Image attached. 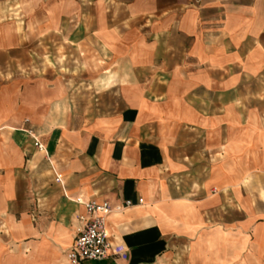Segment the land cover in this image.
Returning a JSON list of instances; mask_svg holds the SVG:
<instances>
[{"label": "crops", "instance_id": "1", "mask_svg": "<svg viewBox=\"0 0 264 264\" xmlns=\"http://www.w3.org/2000/svg\"><path fill=\"white\" fill-rule=\"evenodd\" d=\"M82 2L105 53L84 81L114 87V108L76 106L94 94L57 81L15 92L0 37V218L15 244L4 264H74L63 249L91 200L113 209L112 247L84 264H264V164L210 173L197 108L264 95V0ZM176 62L179 74L156 71Z\"/></svg>", "mask_w": 264, "mask_h": 264}, {"label": "rangeland", "instance_id": "2", "mask_svg": "<svg viewBox=\"0 0 264 264\" xmlns=\"http://www.w3.org/2000/svg\"><path fill=\"white\" fill-rule=\"evenodd\" d=\"M5 24L9 26L4 32L1 27ZM98 29L97 11L84 9L82 0H0V37L9 38L12 49L5 62L11 67L7 75L10 79L15 76L22 79L13 90L22 92L36 84L46 89L57 81L60 91L94 94L90 99L84 98V94L72 99L76 106L105 101L108 108H114L115 88L108 87V91L103 86L110 84L95 80L88 83L85 79L100 73L94 64L105 55L94 50L99 40ZM84 50L87 56L81 57L80 51ZM149 53L134 51L132 56L142 59ZM159 53L155 58L161 64ZM174 65L156 71L172 77L183 70L178 62ZM199 104L202 124L198 136L204 143L210 173L217 169L227 172L235 165L255 168L264 164V95L205 99ZM4 216L0 218V264H4L10 251L14 252L15 246L7 240L10 236ZM67 249H63L64 253ZM29 262L33 264L27 259Z\"/></svg>", "mask_w": 264, "mask_h": 264}, {"label": "built area", "instance_id": "3", "mask_svg": "<svg viewBox=\"0 0 264 264\" xmlns=\"http://www.w3.org/2000/svg\"><path fill=\"white\" fill-rule=\"evenodd\" d=\"M41 150L45 147L37 141ZM78 201H81L78 199ZM86 215L81 216L82 224L77 229V236L67 251L69 260L74 264H84L88 261H102L111 254L110 233L107 228L108 216L113 209L109 202L95 200L83 202ZM132 202L127 201L126 205Z\"/></svg>", "mask_w": 264, "mask_h": 264}]
</instances>
